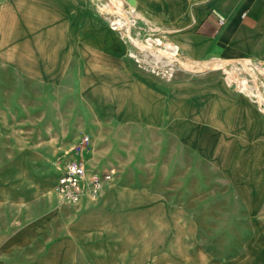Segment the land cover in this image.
Returning <instances> with one entry per match:
<instances>
[{"label": "crops", "instance_id": "1", "mask_svg": "<svg viewBox=\"0 0 264 264\" xmlns=\"http://www.w3.org/2000/svg\"><path fill=\"white\" fill-rule=\"evenodd\" d=\"M127 3L136 16L133 21L138 34L151 33L162 42H172L181 58L197 63L220 60L226 64L243 59L264 68V0ZM88 9L89 0H0V54L36 52V85H79L80 96L93 107L88 156L91 154V159L97 161L101 149H105L115 163L126 167L123 181L127 184L118 187L108 183L96 205L86 206L84 197L77 210L91 220L93 228L108 224L112 230L129 229L127 222H122L131 213L127 199L135 201L137 194H143L146 202L154 205L167 196L161 187L167 178L169 159L144 156L142 161L138 152L146 155V150L155 148L149 142H156L160 150L161 143L170 138L174 148L192 143L193 148L212 154L219 143L217 123L203 122L202 116L215 112L216 99L223 98L230 105L234 127L249 139H235L231 148L247 150L246 156L227 158L225 163L228 180L244 183L240 187L236 184L231 195L240 203L244 220L240 228L246 233L237 252L209 257L205 264H264L261 111L245 97L232 93L224 78L210 77L201 87L199 79L186 80L179 68L169 77L163 72L170 68L169 64L162 57L155 63L135 59L133 54L139 49L133 41L107 25L99 13H91V25ZM42 54L50 56L41 57ZM18 60L0 56L1 64H6L4 68L11 70L21 68ZM85 158L89 165V158ZM137 165L145 166L140 180L143 186L133 184L137 179L132 167ZM56 208L49 203L48 212L33 218L32 225L51 220ZM161 244L168 243L162 238ZM161 257L166 254L162 252Z\"/></svg>", "mask_w": 264, "mask_h": 264}, {"label": "rangeland", "instance_id": "2", "mask_svg": "<svg viewBox=\"0 0 264 264\" xmlns=\"http://www.w3.org/2000/svg\"><path fill=\"white\" fill-rule=\"evenodd\" d=\"M88 10L91 25V13L104 16L111 27V20H125L116 30L138 47L135 59L155 63L162 57L169 64L163 71L169 77L179 68L186 80L199 79L201 87L210 77L224 78L227 88L248 99L264 120L262 65H247L240 59L217 67L219 60L197 63L181 58L172 42H162L151 33L138 34L127 0H89ZM0 56L19 58L21 65L11 70L0 61V264H205L209 257H225L240 249L246 230L240 228L244 221L240 203L231 190L244 183L228 180L225 163L227 158L245 157L247 150L232 149V142L249 139L234 127L230 105L223 98L216 99L215 112L202 116L203 122L217 123L219 143L212 154L193 148L192 143L174 148L170 138L160 150L156 142H149L155 148L137 156L169 159L161 187L167 196L154 205L143 194H137L135 201L127 199L131 213L122 222L129 229L112 230L108 224L93 228L91 220L77 210L82 202L69 204L54 189L61 161L73 156L88 157L89 166L101 171L113 168L116 179L110 186L127 184L123 181L126 167L115 163L105 149L97 161L88 156L92 103L82 99L75 83L36 85V52ZM85 134L88 139L82 141ZM132 168L137 179L133 184L143 186L145 166ZM97 201L86 198L85 203L92 206ZM49 203L57 206L53 218L32 225L33 218L48 212ZM162 238L167 245L161 244ZM162 252L166 257H161Z\"/></svg>", "mask_w": 264, "mask_h": 264}, {"label": "built area", "instance_id": "3", "mask_svg": "<svg viewBox=\"0 0 264 264\" xmlns=\"http://www.w3.org/2000/svg\"><path fill=\"white\" fill-rule=\"evenodd\" d=\"M218 22L221 23L222 19L219 18ZM87 139L85 134L82 141ZM59 170L54 189L60 198L70 204H78L84 197L96 200L105 186L115 179L113 168L101 171L90 167L82 156L64 158Z\"/></svg>", "mask_w": 264, "mask_h": 264}, {"label": "bare ground", "instance_id": "4", "mask_svg": "<svg viewBox=\"0 0 264 264\" xmlns=\"http://www.w3.org/2000/svg\"><path fill=\"white\" fill-rule=\"evenodd\" d=\"M117 18V17H116ZM123 24H125V20L124 19H122V18H119V19H115V20H111V25H112V27H117V25H123ZM127 27V26H126ZM147 47V46H146ZM164 51H166V50H164ZM161 52V51H160ZM170 53V52H169ZM171 54V53H170ZM170 57V56H169ZM245 62H246V64L248 65V64H250V65H252V63H248L249 61H247V60H245ZM215 65V64H214ZM216 65H217V67L218 66H220V65H222V61H218V63H216ZM233 66V65H232ZM251 72V71H250Z\"/></svg>", "mask_w": 264, "mask_h": 264}, {"label": "water", "instance_id": "5", "mask_svg": "<svg viewBox=\"0 0 264 264\" xmlns=\"http://www.w3.org/2000/svg\"><path fill=\"white\" fill-rule=\"evenodd\" d=\"M129 3L134 4V0H127Z\"/></svg>", "mask_w": 264, "mask_h": 264}]
</instances>
